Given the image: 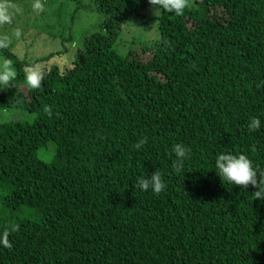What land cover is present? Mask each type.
<instances>
[{
  "label": "trees",
  "instance_id": "trees-1",
  "mask_svg": "<svg viewBox=\"0 0 264 264\" xmlns=\"http://www.w3.org/2000/svg\"><path fill=\"white\" fill-rule=\"evenodd\" d=\"M90 1L81 7L104 16L101 30L70 66L41 69L39 89L24 83L33 63L0 40L16 73L0 109L34 115L0 123V233L18 226L0 264H264V201L213 172L221 152L264 170V0H188L182 16L160 11L158 38L126 53L122 26L153 6ZM177 143L190 149L179 174ZM154 171L164 190H135Z\"/></svg>",
  "mask_w": 264,
  "mask_h": 264
},
{
  "label": "rangeland",
  "instance_id": "rangeland-1",
  "mask_svg": "<svg viewBox=\"0 0 264 264\" xmlns=\"http://www.w3.org/2000/svg\"><path fill=\"white\" fill-rule=\"evenodd\" d=\"M199 0H193L196 2ZM39 7H36V5ZM90 0H0V40L6 41L23 60L46 70L51 66H70L71 55L85 37L101 30L104 16L92 9H85ZM160 11L153 7L132 16L122 26L116 48L126 53L138 46L151 44L159 36L158 19ZM63 50L65 56H55L48 63L34 60L51 51ZM62 54V55H63ZM0 58V70L4 62ZM8 66L13 68L11 62ZM4 89H0L2 93ZM34 115L19 107L0 109V123L11 120L28 121Z\"/></svg>",
  "mask_w": 264,
  "mask_h": 264
},
{
  "label": "clouds",
  "instance_id": "clouds-1",
  "mask_svg": "<svg viewBox=\"0 0 264 264\" xmlns=\"http://www.w3.org/2000/svg\"><path fill=\"white\" fill-rule=\"evenodd\" d=\"M149 5L153 6L155 13L163 11L171 13L177 17L182 16L188 0H148ZM36 7H39L37 4ZM16 73L13 68L8 66V62H4L3 69L0 70V89L12 87V81L15 79ZM43 73L37 66L26 67L24 69V83L29 89H39L42 84ZM44 113L50 114L47 105L43 107ZM262 127V121L258 117H252L247 123L249 132H255ZM146 138H141L135 144L136 149H141L146 144ZM174 161L172 169L179 174L184 170L186 160L189 158L190 149L185 145L177 143L172 146ZM214 171L222 184H228L232 187L247 188L249 185L256 189L252 194L253 200L264 201V170L255 167L253 161L244 154L234 155L231 152L219 153L214 161ZM135 190L138 188L142 192L151 191L153 194H160L165 184L162 181L161 173L154 171L150 176L141 178L134 185ZM16 224H10L2 233H0V247H10L9 234L17 230Z\"/></svg>",
  "mask_w": 264,
  "mask_h": 264
}]
</instances>
